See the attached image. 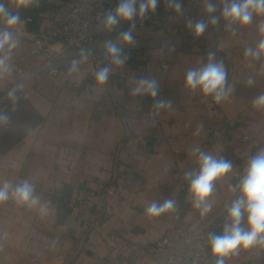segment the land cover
<instances>
[{
	"label": "crops",
	"instance_id": "crops-1",
	"mask_svg": "<svg viewBox=\"0 0 264 264\" xmlns=\"http://www.w3.org/2000/svg\"><path fill=\"white\" fill-rule=\"evenodd\" d=\"M199 2L188 18L172 13L164 31L188 30L189 20L206 18L207 0ZM212 2L217 10L222 5V0ZM3 3L12 14L19 12L22 20L13 29L20 45L12 64L25 71L38 69L43 56L34 50L32 40L66 12V0H33L27 7L20 0ZM261 23L264 16L254 17L246 27L234 25L233 34L221 20L202 35L175 41L174 50L165 45L149 48L144 55L129 56L125 65L113 66L103 85L96 81L95 73L108 63L107 58L88 59L77 72H69L81 51L68 48L60 57L70 61L58 75L39 71L24 82L17 89L18 100L9 101L6 112L11 120L21 100L40 121L16 141L0 138V178L30 180L49 202V212L41 216L11 200L0 203V264H144L147 259L135 250L171 235L175 225L168 212L148 216L145 210L152 202L163 203L175 196L183 221L203 217L191 205L185 178L186 172L198 169L193 154L197 147L233 164L231 172L216 181L211 211L232 199L236 193L230 189L239 182L235 173L243 175L248 158L264 148V110L252 106V99L264 92V63L244 56L245 48H254L260 40ZM5 26L0 19V28ZM128 27L122 23L111 33L102 29L96 50L105 49L109 41L123 44L118 37ZM162 34L146 25L133 32L139 39ZM219 40L231 49V56L216 54ZM210 52L223 61L226 73L230 72L227 82L233 86L232 94L212 117L198 103L201 92L187 89L184 83L187 70L206 63ZM161 61H167L169 68L161 69ZM140 77L156 79L160 86L157 99L171 101V107L154 113L157 121L149 118V106L155 101L131 92ZM250 78L256 81L254 87H248ZM14 83V78L0 77V94ZM122 115L127 116V136ZM10 120L0 125V137L13 128ZM200 125L203 128L197 134ZM232 139L235 143H230ZM136 179L141 180L142 188L137 197L133 196ZM109 185L116 188L114 196L98 197L88 204L71 199L77 191L98 192ZM122 197L129 199V205H119ZM225 215L226 209L219 214L215 232L222 231ZM94 222L98 223L96 229ZM207 255L208 263L201 264H214L209 248ZM226 264H264V250H240L227 257Z\"/></svg>",
	"mask_w": 264,
	"mask_h": 264
},
{
	"label": "clouds",
	"instance_id": "clouds-1",
	"mask_svg": "<svg viewBox=\"0 0 264 264\" xmlns=\"http://www.w3.org/2000/svg\"><path fill=\"white\" fill-rule=\"evenodd\" d=\"M33 0H20L24 7L31 5ZM161 0H117L114 9H107L100 13L103 29L111 33L116 31L122 23L129 25L118 37L125 45L134 43L133 32L137 21L143 22L156 12ZM166 8L181 13L184 0H163ZM220 15H215L217 5L207 0L205 14L207 19L195 22L189 20L188 27L197 36L202 35L209 24L215 26L222 19L225 29L233 31L234 25L246 27L254 17L264 16V0H222ZM0 19L5 27L0 28V77L10 76L14 70L12 56L20 45V37L14 32L21 23L19 12L12 14L0 0ZM260 40L253 48L246 47L244 56L253 61L264 63V23L258 26ZM106 58L108 63L98 67L95 73L96 81L103 85L109 78L113 66H123L129 59V54L116 43L109 41L106 45ZM89 51L82 49L79 59H74L69 72H77L80 64L86 62ZM185 87L189 90H199L207 98L211 97L216 103L226 100L233 92V86L227 82L226 70L223 61H217L215 53L208 54L207 62L203 65L188 69L185 74ZM255 79L250 78L248 87L255 86ZM131 92L135 96H146L153 99L156 109L171 107V101L157 99L160 94L159 82L154 78L140 77L136 79ZM17 89L8 90L7 99L11 102L18 100ZM252 106L257 110H264V92L252 99ZM10 116L6 111L0 110V125H6ZM203 125L197 128V134ZM193 154L197 156L198 169L185 173L189 181L191 205L198 210L201 216H207L213 207V193L216 181L231 172L233 164L224 158H217L211 153L194 148ZM232 193L238 195L230 202H226V215L222 231L209 232L206 238L214 264H226V258L236 255L240 250L259 248L264 250V148H260L247 160L246 168L239 182L231 187ZM13 201L20 206L34 209L38 215L44 216L49 212V202L44 200L37 192L35 184L28 179L14 182L12 179L0 178V203ZM175 202L166 200L163 203L152 202L146 213L150 217H157L172 211Z\"/></svg>",
	"mask_w": 264,
	"mask_h": 264
},
{
	"label": "built area",
	"instance_id": "built-area-1",
	"mask_svg": "<svg viewBox=\"0 0 264 264\" xmlns=\"http://www.w3.org/2000/svg\"><path fill=\"white\" fill-rule=\"evenodd\" d=\"M199 1L184 0L182 15L186 18L190 17V13L200 5ZM116 3L117 0H66V12L56 18L55 24L51 28L34 36L32 40L34 50L43 56L41 66L36 70L25 71L22 67L14 65L11 75L6 76L15 79V83L9 89H18L39 71L48 76L58 75L70 61L60 57L62 51L68 48H75L80 51L82 49L87 50L90 53L88 59L97 62L101 59L104 61L106 59V48L103 50H96L95 48L97 36L103 29L99 14L107 9H114ZM222 6L216 11L215 15H220ZM172 13L175 12L166 8L164 2L161 1L157 6L156 12L143 22L137 21L136 27L150 26L155 30L163 31V34L156 38H134L133 44H121L118 46L123 48L130 57L141 56L149 48L165 45L170 50H174L175 41H187L195 38L197 35L191 29L174 32L164 31L167 20ZM204 19L206 20L207 17ZM212 26L209 24L208 28ZM56 43H60L61 46L59 48L55 47ZM215 52L218 56L223 57H229L232 54L231 49L220 40L216 42ZM159 65L163 70L169 68L167 61H161ZM229 73V71L226 73V78L229 77ZM9 89L0 94V110H8L9 100L7 99V93ZM197 100L203 111L211 117L215 116L218 107L222 103H216L211 97L205 98L202 93L199 94ZM157 110L153 105L149 106V111L152 112L149 118L152 121H157V117L154 114ZM122 120L127 136L129 135L127 116L122 115ZM207 131H210V129H207ZM215 132L217 133V130H211L212 134ZM246 138L247 136H244V139ZM230 143H235V140L232 139ZM235 176L240 180L243 175L235 173ZM141 193V180L136 179L133 182V196H140ZM115 194L116 188L113 185H109L98 192L88 191L84 193L77 191L71 195V199L79 204H88L98 197L114 196ZM237 195L238 193L232 199ZM232 199L224 200L216 210L209 212L207 216L185 222L177 206V198L172 196L169 200L175 202V207L168 212L175 221L172 234L158 238L146 247L136 249L135 253L147 259L144 264L208 263L207 234L216 231L219 214L226 209V202H230ZM129 203L130 201L126 197H122L119 200V205L121 206H127ZM96 227H98V223L94 222L93 228L96 229Z\"/></svg>",
	"mask_w": 264,
	"mask_h": 264
},
{
	"label": "rangeland",
	"instance_id": "rangeland-1",
	"mask_svg": "<svg viewBox=\"0 0 264 264\" xmlns=\"http://www.w3.org/2000/svg\"><path fill=\"white\" fill-rule=\"evenodd\" d=\"M37 120V115L30 110L25 102L20 100L10 120V122L14 124L13 128L2 135L0 137L1 140L6 142L16 141L29 130L30 126L36 124Z\"/></svg>",
	"mask_w": 264,
	"mask_h": 264
},
{
	"label": "trees",
	"instance_id": "trees-1",
	"mask_svg": "<svg viewBox=\"0 0 264 264\" xmlns=\"http://www.w3.org/2000/svg\"><path fill=\"white\" fill-rule=\"evenodd\" d=\"M38 121H40V118H39V117H38V120H37V122H38ZM20 138H21V137H19L18 139H20ZM18 139H17V140H18Z\"/></svg>",
	"mask_w": 264,
	"mask_h": 264
}]
</instances>
